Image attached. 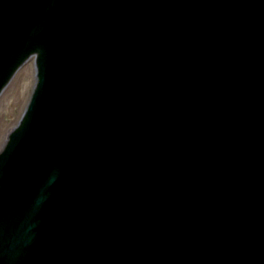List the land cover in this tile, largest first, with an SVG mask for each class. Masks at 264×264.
Instances as JSON below:
<instances>
[{"label": "water", "instance_id": "95a60500", "mask_svg": "<svg viewBox=\"0 0 264 264\" xmlns=\"http://www.w3.org/2000/svg\"><path fill=\"white\" fill-rule=\"evenodd\" d=\"M33 62L0 264H264V0H0Z\"/></svg>", "mask_w": 264, "mask_h": 264}, {"label": "rangeland", "instance_id": "374dc122", "mask_svg": "<svg viewBox=\"0 0 264 264\" xmlns=\"http://www.w3.org/2000/svg\"><path fill=\"white\" fill-rule=\"evenodd\" d=\"M35 82L34 62L22 69V78L17 86H11V95L0 97V149L9 131L18 122L31 94Z\"/></svg>", "mask_w": 264, "mask_h": 264}, {"label": "clouds", "instance_id": "9594fccd", "mask_svg": "<svg viewBox=\"0 0 264 264\" xmlns=\"http://www.w3.org/2000/svg\"><path fill=\"white\" fill-rule=\"evenodd\" d=\"M56 174H53L52 176H50V178H49V181H48V183H47V185L46 186H50L52 183H54L55 182V180H56ZM42 200H43V196H38L37 197V204H39V203H41L42 202Z\"/></svg>", "mask_w": 264, "mask_h": 264}]
</instances>
